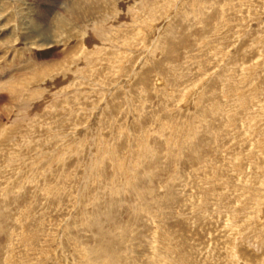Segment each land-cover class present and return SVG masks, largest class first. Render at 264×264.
I'll list each match as a JSON object with an SVG mask.
<instances>
[{
  "label": "rangeland",
  "instance_id": "obj_1",
  "mask_svg": "<svg viewBox=\"0 0 264 264\" xmlns=\"http://www.w3.org/2000/svg\"><path fill=\"white\" fill-rule=\"evenodd\" d=\"M0 264H264V0H0Z\"/></svg>",
  "mask_w": 264,
  "mask_h": 264
},
{
  "label": "bare ground",
  "instance_id": "obj_2",
  "mask_svg": "<svg viewBox=\"0 0 264 264\" xmlns=\"http://www.w3.org/2000/svg\"><path fill=\"white\" fill-rule=\"evenodd\" d=\"M75 8V7H74ZM74 10V9H73ZM64 22H59L60 24H59V27H60V29H64L65 27V25H66V22H65V20H63ZM60 31V30H59Z\"/></svg>",
  "mask_w": 264,
  "mask_h": 264
}]
</instances>
